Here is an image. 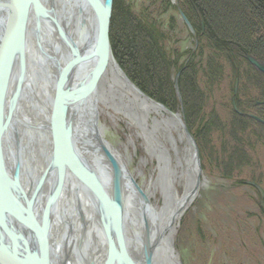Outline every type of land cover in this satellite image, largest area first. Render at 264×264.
I'll use <instances>...</instances> for the list:
<instances>
[{"label":"bare ground","instance_id":"bare-ground-1","mask_svg":"<svg viewBox=\"0 0 264 264\" xmlns=\"http://www.w3.org/2000/svg\"><path fill=\"white\" fill-rule=\"evenodd\" d=\"M20 1L17 0L16 4L19 5ZM39 1L49 13L45 19L34 7L30 10L27 25L24 27L26 33L22 55L18 52L14 57L12 49L10 50L12 39L17 33V22L22 21L19 19L21 15L18 18L20 10L16 12L9 35L7 27L4 30L0 62L7 55L9 60L11 55L12 59L15 58V65L10 90L0 102V107L4 109V118L0 119V154L8 173L19 170L20 182L29 197L32 213L35 212L40 225H43L44 215L50 218V255L47 264H123L116 258L117 254L109 260L105 226L110 222L100 216V212L105 209L109 215H115V212H111L114 202L117 215L123 218L129 257L135 264H181V257L174 246L179 223L207 182L201 173L192 140L184 133L182 118L171 115L163 106L150 101L144 92H138L130 83L123 82L121 71L107 57L101 72L94 80L93 88L89 87L84 100L79 104L76 148L80 151L77 150V155L80 162L82 161L83 169L86 166L91 175L81 178L76 173L65 177L64 158L56 155L62 152L63 143L57 129L59 118L53 113L57 110L54 101L57 99L58 88L54 61L57 62L60 55L64 60L68 59L70 43L85 51L84 46L93 41L94 16L86 3L82 5V0H53L55 12L50 9L52 0ZM31 4L29 1L30 9ZM7 13V8L0 11V39L6 26ZM80 17L84 18V24L78 23ZM59 25L63 30L56 28ZM36 31H40L43 38H38ZM96 59L93 58L87 63H76L72 71L70 70L69 84L72 86L86 82L85 78L91 76L90 70ZM79 88V92H82L81 87ZM65 99L66 96L62 95L63 119L59 124L68 121L70 123L75 111L71 103L65 104ZM100 110H109L112 114L119 115L133 130V135L143 140L148 156L157 162L158 176L143 187L144 198L136 191L132 181H136V177L128 170L121 154L109 143V148L123 163L124 172L120 168L115 169L120 176L126 173L121 187H114L111 167L98 138V131L103 133L98 116ZM54 117V132L51 135L50 127ZM55 135L57 142L53 137ZM17 138L19 143L16 142ZM90 176L102 184L101 194L99 191L101 200L91 186ZM177 185L183 187L182 195L177 193ZM95 187L97 189V184ZM58 190V196H53ZM158 192L163 198L162 206L152 203L151 200ZM0 198L6 203L16 202L21 219L25 218L29 208L24 197L15 188L6 193L5 198ZM50 198L51 205L47 209L44 206ZM147 200L149 204L146 203ZM113 220L116 222L115 217ZM26 223L20 225L22 228L18 230L20 238L17 241L1 243L7 257H10L13 242L16 252L24 249V252L34 257H38V251L46 245L44 237H38L25 229ZM17 226L13 222V227ZM39 261H42L40 257Z\"/></svg>","mask_w":264,"mask_h":264},{"label":"trees","instance_id":"trees-1","mask_svg":"<svg viewBox=\"0 0 264 264\" xmlns=\"http://www.w3.org/2000/svg\"><path fill=\"white\" fill-rule=\"evenodd\" d=\"M175 2L149 0L150 5H158V11L166 13L172 9L185 13L194 29V34H190L196 40V48L169 50L166 46L169 35L153 17L150 5L135 13L125 0H113L109 25L113 56L127 78L150 99L172 113H182L199 147L201 166L206 168L204 162L210 156L221 166L223 175L229 177L234 170L243 168L247 155L236 145L219 151L212 144L215 132L225 127L214 107L207 111L208 91L212 93L223 81L229 66L234 75L239 73L241 78L242 69L246 74L252 72V81L260 89V100H264V74L248 61L251 55L264 63V0ZM169 24L175 28V16H170ZM244 64L247 68H243ZM201 76L206 78L207 89L202 87ZM234 99L233 125L241 130L254 122L264 128V124L250 117V109H255L253 114L264 120L263 105L252 100L242 101L235 89Z\"/></svg>","mask_w":264,"mask_h":264},{"label":"rangeland","instance_id":"rangeland-1","mask_svg":"<svg viewBox=\"0 0 264 264\" xmlns=\"http://www.w3.org/2000/svg\"><path fill=\"white\" fill-rule=\"evenodd\" d=\"M125 1L135 13L150 5L149 0ZM150 10L162 30L169 35L166 44L169 50L177 48L184 51L197 47L181 13L172 9L166 13L158 11V5H150ZM171 15L176 17L175 28L169 24ZM243 68L247 65L244 64ZM242 71L241 78L239 73L235 76L232 68L227 66L223 81L212 93L208 91L207 111L214 107L225 127V130L215 132L212 144L219 151L223 147L232 149L235 145L239 146L247 155V162L239 171L234 170L231 176L226 177L214 158L207 156L204 162L206 168L201 166L207 182L181 219L176 234L174 246L183 264H264V196L258 191L260 187L264 192V128L252 122L240 130L232 124L234 89L244 102H262L263 99L260 100V89L252 81V72L246 74L245 69ZM200 78L202 87L207 89L206 78ZM250 112L255 113V109H250ZM173 113L179 114L184 122L181 112ZM98 116L104 138L121 154L138 185L143 189L154 181L158 176L157 162L148 156L143 140L133 135V130L119 115L100 110ZM175 189L179 195L184 192L180 185ZM151 200L158 206L163 205L159 192Z\"/></svg>","mask_w":264,"mask_h":264},{"label":"water","instance_id":"water-1","mask_svg":"<svg viewBox=\"0 0 264 264\" xmlns=\"http://www.w3.org/2000/svg\"><path fill=\"white\" fill-rule=\"evenodd\" d=\"M16 1L17 0H0V11L4 10V8L8 9L7 18H6L7 22H6V26L4 27L5 29H3L4 31L6 30V27H7V35H9V33L11 32L12 26L14 25L17 10L21 11V13H19L18 18L21 15L19 19H22V21L17 22V26L15 30L17 33H15L12 39V46L10 48V50L12 49L11 52L14 53V57L16 56V54H18V52L20 53L22 52V48H23L22 46H24L23 39L25 38V33H26V30H24V27L27 25V22H28L27 18H28L30 10H32L34 7L35 11H37L40 14V16L43 18H45L47 13H49L48 10H46L42 6L39 0H28V1L19 0L20 1L19 5L16 4ZM29 1H31L32 3L31 9H30V6H28ZM82 1H83L82 5L86 3V5L90 8V11L92 12L94 16V23H93L94 35L92 37L93 41L88 42L87 40L89 44L87 46H84L85 51L80 50V48L77 49V47H74L72 43L68 44V49L70 51V55L68 59L64 60L62 56L60 55L59 60H57V62L54 61L56 63V65H54V70L57 72L56 82L58 84V88H57V93H56L57 99L56 101H54V106L57 107V110L55 112L53 111V113L55 114L54 116H56L57 114V117L59 118L57 121V129H58V132L60 133L59 136L63 143L62 152L60 153L58 152L56 153V155L57 156L62 155L64 158L65 177L68 176V174L72 175V174L77 173L81 178H83L87 174H90V172H88L86 166H85L86 171L83 169V167L81 166L82 161L80 162L81 159L79 160L78 155H77V150L80 151L79 148H76L77 146L76 143L78 141L77 124L79 121V116H78L79 108H80L79 104H81L82 101L84 100L86 96L85 92L89 89V87L92 86L93 88L94 80L98 76V74L101 72V69L106 61L105 59L108 57L109 59L113 60L114 65L117 66L119 71H121L122 73L121 79L123 82H126L127 84L130 83L135 90L143 93L140 89H138L135 86V84L132 81L129 80V78H127L126 74L124 73V71H122L117 60H115L113 56L110 38H109V30H110L109 25H110V21L112 17L111 13L113 9V0H82ZM171 1L173 3H177L175 2V0H171ZM51 2L52 3L50 4V9L52 12L53 11L55 12L53 0ZM81 7L83 8V6ZM80 11L82 13V10ZM180 13H181V17L183 21L187 24L191 33L194 34L193 26L191 25V23H189V20L186 17L185 13L182 11H180ZM80 22L84 24L85 20L83 17H80V19L78 20V23ZM56 28H58L59 30H63L61 29L60 25L58 27L56 26ZM39 32L40 31H36V35L38 38L41 36ZM4 34H5V31L3 33L2 38L0 39V43H1L0 49L2 48L4 44L3 42ZM57 53L59 54V51H57ZM1 57H0V61H1ZM93 58H97V59L95 60L96 62L94 63L92 70H90L92 72L91 76L86 77L85 78L86 82H83V84L79 85V84L73 83L74 85L71 86V84L69 83H71L70 75H71L72 69L74 68L73 66H75L76 63L81 64V63L90 62L91 60H93ZM14 59L15 58L12 59V56L10 55V58L8 60V55H7L5 59L2 62H0V102L4 100V98L6 97V92L8 93L10 90L9 85L13 77L12 71L15 65L13 64V61H15ZM248 61L254 67H256L260 72L264 74V63L263 62L258 61L256 58H254L251 55H249ZM61 64H63V67H60ZM79 87H81L82 92H79L80 91ZM65 88H67L68 90H66ZM175 89L177 90L178 98L180 99L181 97H180V92L178 90L177 82L175 84ZM60 91L62 95L66 96L65 104L66 102H69L71 103L72 106H74V109H75L74 114H72L70 123L69 121L66 123L65 122L60 123V124L58 123V122H61V119H63L61 117L62 116V107H61L62 95H60ZM58 95H60V97ZM144 95L150 101L157 103L161 107L163 106L169 113H171V115L173 116L179 115L177 113H172L163 104L156 102L153 99H150L146 94ZM58 97L60 100H58ZM11 99L13 100V98ZM12 105H13V101H12ZM3 115H4V109L0 107V119L2 120L4 118ZM250 116L254 118L255 120H258L262 123L264 122V120L263 121L260 120L253 114H251ZM53 120L54 122L52 123V126L50 127L51 135L54 132L53 127H54L56 118ZM182 123H183L184 133L187 134L192 140V143L195 147L196 156H198L199 167H201V157L199 156L198 145H196L193 134L190 133L187 127V124L184 123L183 121ZM53 137H54V140H56V135ZM98 138L100 139V142L103 145L102 146L103 152L105 154L106 160H108L110 167H111L112 179H113L112 182L114 184V187L120 188L121 181L124 182L126 178V173L124 174L122 173V175L120 176L119 171H117L116 169L120 168L122 170L123 163L116 158L112 149L109 148V145H110L109 142L104 138L103 133H100V131H98ZM1 145H2V141H0V146ZM3 160L4 159L0 154V196L5 198L6 193H9L10 190L13 191V189L15 188L18 194L21 197H24L25 203L28 206L29 210L27 211L26 216L23 214L25 218L21 219V216L18 213L20 211H19V208L16 206V202L15 204L13 201L6 203L0 198V264H47V260L50 255L48 252L49 250L48 246L50 245L49 236H50V231H51L49 229L50 228V218H48L47 215L46 216L44 215L43 221H42L43 225H40L39 219H37L35 212L32 213V208L29 205L30 201L28 200L29 197L27 196L24 186H22V183L20 182L21 179L19 175V170L15 169L12 173H8L6 171V167L4 165ZM200 170L202 173V167L200 168ZM122 171L124 172V170ZM86 178L87 180L89 179L88 176ZM132 181L134 182V185L136 186V191L144 198L145 192H143V189L137 184L136 181H134L133 179ZM90 183H91L92 188H95V190L97 191L98 199L100 198L101 200L100 194H101V190H103L102 184L100 182H97V180H94L93 178H91V176H90ZM96 184H97V189L95 187ZM99 191H100V194H99ZM260 191L263 194L262 189ZM58 194H59V190L53 196L57 197ZM48 200L49 201L44 206L47 209L51 205L50 203L51 198ZM146 203L149 204L148 200L146 201ZM113 205L114 207L111 212H115V215H113L112 213L111 215H109L106 209L104 211L100 210L101 212L99 211L100 216L103 217L104 220L109 219V222H110L108 225L105 226V237L107 238V243H108L109 260H111V258H113L114 255L116 256L117 254L116 258L119 260V262L121 261L123 264H135L134 261L130 259L128 248L126 246V237H125V231H124V226H123V218L117 215V208L115 207L116 205L115 202L112 204V206ZM33 209L35 210V208ZM114 217L116 219V222L113 220ZM13 222L14 224L16 223V225L18 226L13 227ZM25 222H27L25 229L33 232L38 237H44L45 238L44 240L47 241L45 243L46 245L44 247L42 246L40 251H38L39 252L38 257H34L32 254L29 255V253L24 252L25 251L24 249H19L18 252H16L15 244L13 242V247L10 251L11 258L7 257L6 254L3 252V249L1 248V243L5 244V242L12 243L13 240L17 241V239L20 238L19 233H18L19 232L18 230H20V227H21L20 225H22ZM113 232H114L115 237H113ZM27 254L29 256H27ZM18 256H21V257H18ZM39 257H40V260L42 259V261H39ZM36 258H38V260H36ZM181 264L183 263L181 262Z\"/></svg>","mask_w":264,"mask_h":264},{"label":"flooded vegetation","instance_id":"flooded-vegetation-1","mask_svg":"<svg viewBox=\"0 0 264 264\" xmlns=\"http://www.w3.org/2000/svg\"><path fill=\"white\" fill-rule=\"evenodd\" d=\"M259 105L264 106V100L262 102H257Z\"/></svg>","mask_w":264,"mask_h":264}]
</instances>
